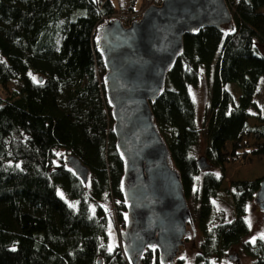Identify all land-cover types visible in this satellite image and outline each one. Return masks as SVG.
Returning a JSON list of instances; mask_svg holds the SVG:
<instances>
[{
	"label": "trees",
	"instance_id": "obj_1",
	"mask_svg": "<svg viewBox=\"0 0 264 264\" xmlns=\"http://www.w3.org/2000/svg\"><path fill=\"white\" fill-rule=\"evenodd\" d=\"M225 2L230 24L184 37L151 106L193 213L196 203L195 264H221L240 246L259 186L231 182V219L219 221L211 202L223 177L213 172L264 157V127L249 124L264 122L253 101L264 80V0ZM152 3L143 0L140 11ZM116 13L113 0H0V264H127L121 244L109 249L108 211L123 226V160L96 47ZM200 82L208 98L199 117L190 89ZM199 151L213 170L203 176ZM69 157L88 170L86 183L67 167ZM241 249L251 264H264V236ZM148 256L159 264L149 251L142 264Z\"/></svg>",
	"mask_w": 264,
	"mask_h": 264
},
{
	"label": "water",
	"instance_id": "obj_2",
	"mask_svg": "<svg viewBox=\"0 0 264 264\" xmlns=\"http://www.w3.org/2000/svg\"><path fill=\"white\" fill-rule=\"evenodd\" d=\"M231 21L225 0H158L128 26L111 20L100 30L96 47L104 69L105 100L114 146L123 160L119 189L124 214L118 236L127 264H142L147 250L156 251L160 264H172L183 237L196 236L151 106L182 53L184 37L205 28L219 30ZM65 162L86 183L88 170L72 157ZM197 164L200 170L208 167L204 159ZM254 203L264 213V178L259 180ZM108 219L113 227L112 216Z\"/></svg>",
	"mask_w": 264,
	"mask_h": 264
},
{
	"label": "rangeland",
	"instance_id": "obj_3",
	"mask_svg": "<svg viewBox=\"0 0 264 264\" xmlns=\"http://www.w3.org/2000/svg\"><path fill=\"white\" fill-rule=\"evenodd\" d=\"M133 1V2H132ZM143 0H113L115 6L117 7V13L112 18V20H120L122 21L124 26H128L133 20L140 17L142 11L146 9L150 5H157L158 3H152L148 6H146L142 11H140V6L142 5ZM132 5L134 8V12L129 11V6ZM111 21V20H110ZM205 85H203L202 82L198 83L195 87H192L190 89V94L192 96L196 113L200 117L204 113V109L206 107V100H207V91H205ZM1 96L4 95L1 93ZM259 113L264 114V80L261 79L259 81V84L257 86V91L255 94V97L253 99ZM250 126H263L264 122L259 123L256 119L250 118L249 119ZM59 156V155H58ZM197 162L201 159H204L203 152L199 151L198 155H196ZM250 160V159H249ZM206 162V161H205ZM200 176H203L205 173L212 172V169L206 168L204 170H200ZM223 172V173H222ZM220 172L219 170H216L213 172L214 175L222 176L223 177V183L221 186V193L220 195L214 199L211 202V206L213 208V213L215 217L219 218L220 221L231 219L230 210L227 204H229V198L228 195H226V191L229 189L231 182L237 181V180H248V181H254V180H261L264 178V157L257 159V158H251V161L247 163L246 165H238V164H227L224 167V171ZM223 198H226L223 200ZM228 198V199H227ZM226 201V202H225ZM191 199H188V208L191 211L192 209V203ZM194 213L193 215H197L198 211L196 212V203L194 204ZM227 205V206H226ZM258 208L255 204H251L247 207V224H248V233L247 235L241 240L240 246H232L225 252V257L222 259L221 264H251V261L248 257H246L242 253V243L251 241L253 242L257 237L264 236V213L262 211H257ZM112 212L108 211V215H111ZM224 221V222H225ZM123 228V226H122ZM120 228V229H122ZM114 237L110 238V245L109 249L118 247L119 244H121L119 240V227L116 226L114 228ZM194 243L190 245L185 246V256H186V262L185 264H195L194 256L196 254V250L194 249L197 246V243L199 242V235H197V238L195 236ZM192 241V242H193ZM121 250H122V244H121ZM236 257V260L233 261L230 259Z\"/></svg>",
	"mask_w": 264,
	"mask_h": 264
},
{
	"label": "flooded vegetation",
	"instance_id": "obj_4",
	"mask_svg": "<svg viewBox=\"0 0 264 264\" xmlns=\"http://www.w3.org/2000/svg\"><path fill=\"white\" fill-rule=\"evenodd\" d=\"M187 203H188V200H187ZM191 215H192V218H193V220H194V217H193V214H192V212H191ZM109 216V215H108ZM107 216V217H108ZM220 221V220H219ZM108 222H109V224H110V220L108 219ZM116 226L114 225L113 227L112 226H110L109 227V236L111 237V238H113V240H115V237H114V228H115ZM194 227H195V230H196V238H197V235H199L198 234V230L196 229L197 227H196V225H195V222H194ZM121 229H119V231H120ZM194 237H192V235H191V233H189L188 234V236L187 237H183V239H182V241L184 242V244H183V246H181L180 248H179V251H178V253L176 254V257H175V259H174V261H173V263L172 264H185V262H186V256H185V246H187V245H190L191 244V246H192V244L194 243ZM193 241V242H192ZM194 249H195V245H194ZM147 251H149V254H150V256L152 255H155L156 257H157V261H158V263L160 264V262H159V260H158V256H157V253H156V251H152V250H147ZM146 251V252H147ZM154 260V258H150L149 256L147 257V259H146V264H153V261Z\"/></svg>",
	"mask_w": 264,
	"mask_h": 264
},
{
	"label": "snow or ice",
	"instance_id": "obj_5",
	"mask_svg": "<svg viewBox=\"0 0 264 264\" xmlns=\"http://www.w3.org/2000/svg\"><path fill=\"white\" fill-rule=\"evenodd\" d=\"M33 79H35V78L33 77Z\"/></svg>",
	"mask_w": 264,
	"mask_h": 264
}]
</instances>
